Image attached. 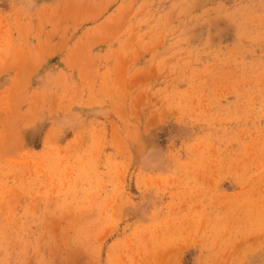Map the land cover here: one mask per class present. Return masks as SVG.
I'll return each mask as SVG.
<instances>
[{
    "label": "rangeland",
    "instance_id": "obj_1",
    "mask_svg": "<svg viewBox=\"0 0 264 264\" xmlns=\"http://www.w3.org/2000/svg\"><path fill=\"white\" fill-rule=\"evenodd\" d=\"M0 264H264V0H0Z\"/></svg>",
    "mask_w": 264,
    "mask_h": 264
}]
</instances>
